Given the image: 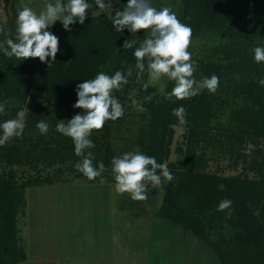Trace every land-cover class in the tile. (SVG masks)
<instances>
[{
	"label": "trees",
	"instance_id": "1",
	"mask_svg": "<svg viewBox=\"0 0 264 264\" xmlns=\"http://www.w3.org/2000/svg\"><path fill=\"white\" fill-rule=\"evenodd\" d=\"M182 1L183 15L178 18L192 27V36L209 31L230 33L235 45L229 53L240 58L239 64L232 62L234 69L231 70L240 68L242 75L249 78L238 83L244 103L233 114L234 126L225 142L230 152H238V159L241 152L246 151V143L258 145L264 141V86L259 84L264 78V63L257 64L251 51L255 45L264 44V0ZM111 3L114 10H123L127 0H111ZM90 4L89 16L83 25L71 26V32L64 30L62 24L50 28L60 40V51L53 62L51 58L41 62L39 58L23 60L0 53V101L6 102L0 121L14 118L24 106L25 129L37 130L36 123L41 120L49 124L48 132L40 134L35 141L24 135V129L20 137L0 145V163L33 167L36 171L39 166L76 163L80 157L74 153L71 138L56 131L58 121L65 119L61 118L63 113L83 112L73 108L77 101L76 85L93 78L99 71L113 74L132 67L133 74L122 89L128 91L131 87L129 79L138 72L134 67L136 58L134 49H124L122 45L126 39L143 40L144 30L117 32L107 16V12L114 15V10L101 13L95 0H90ZM21 6L19 0H7L9 17L16 18ZM211 67L214 72L223 70L222 65ZM212 73L207 71L209 77ZM173 86L174 82L169 80L162 96L155 95L143 104L136 140L137 148L165 163L170 156L174 127L182 125L188 129L185 157L177 164H168L173 180L160 184L165 195L155 215L194 234L201 246L212 254L210 257L219 259V264H264V157L250 165L256 168L257 178L206 173V160L196 151L201 142L211 138V122L215 116L212 98L206 91L182 100L169 98L167 93ZM180 105L186 110L185 124H180L172 112ZM109 122L111 120L105 125ZM97 134L101 137H91L95 147L89 150L95 154L94 163L103 161L106 168L102 177L90 181L114 182L109 174L110 154L101 143L102 134ZM52 181V176L44 177L41 173L21 185L14 174L0 177V264L27 260L26 252L17 246V210L23 201L20 189ZM225 198L231 200L232 205L218 211L219 202ZM226 226L231 228L229 235L224 233Z\"/></svg>",
	"mask_w": 264,
	"mask_h": 264
},
{
	"label": "rangeland",
	"instance_id": "2",
	"mask_svg": "<svg viewBox=\"0 0 264 264\" xmlns=\"http://www.w3.org/2000/svg\"><path fill=\"white\" fill-rule=\"evenodd\" d=\"M6 1L0 5V39L10 38L15 33V17H9ZM19 1L22 6L27 5L37 10L43 7V0ZM152 3L157 8L171 7L178 17L183 15L182 0H152ZM59 24L62 23L57 21L54 26ZM231 36L230 33L209 31L191 37L189 51L196 61L195 79L200 80L208 76L209 71L215 73L220 81L215 92L202 89L198 93L206 91L210 94L215 116L211 122L210 140L201 142L196 152L206 160V173L221 176L248 175L250 178H257L256 168L252 169L250 165L255 159L261 160L264 157V141H260L258 145L246 143V151H242L238 159V152H230L228 144L225 143L228 140L227 134H230V129L234 126L233 114L244 103L243 94L237 87L238 83L244 79L249 80L242 75V69L231 70L234 69L232 62L239 64L240 61L239 56L229 53L232 45H235ZM219 65L223 66V70L214 72L211 66ZM129 82L131 87L128 91L122 88L114 91V95L124 106V115L107 123L108 126L104 125L102 129L93 130L92 133V136L96 137H101L97 132L102 134L101 143L106 145L111 160L113 156L137 149L136 140L143 104L151 101L155 95L162 96L169 80L163 77L158 82L149 83L145 88V83L149 82L148 72L145 70L139 77L134 75ZM73 116L63 113L61 118L70 119ZM25 131L24 135L32 141L41 134L39 129L27 127ZM187 136L186 127H174L167 165L177 164L179 160L184 159ZM111 160L109 174L113 178ZM10 173L14 174L20 185L39 173L54 179L51 184L20 189L23 201L17 210V246L26 252L29 247L28 253L35 264H43L39 262L44 261L43 259L47 262L51 259L55 264H61V258H64L63 264H69L67 258L78 251L84 255L103 251L107 241L104 236L109 235L111 238V229L114 237H119L115 246L116 252L127 249L133 251L134 248H130V245L136 242L125 243L121 240H126L130 234L137 232L144 235L145 241H149L153 235L156 237L153 241L156 244L155 250L160 252L162 264H219V259L211 258V253L201 246L194 234L155 215L165 195L161 185L152 187L149 183L147 199L133 200L130 194L115 191V181L96 183L85 178L76 170L75 163L39 166L37 171L33 167L0 163V177L8 178ZM94 222H98V231L95 230L97 228ZM230 231L231 228L226 226L224 233L229 235ZM149 244L153 245L150 241ZM171 255L173 257L169 258Z\"/></svg>",
	"mask_w": 264,
	"mask_h": 264
},
{
	"label": "clouds",
	"instance_id": "3",
	"mask_svg": "<svg viewBox=\"0 0 264 264\" xmlns=\"http://www.w3.org/2000/svg\"><path fill=\"white\" fill-rule=\"evenodd\" d=\"M119 2V0H118ZM4 0H0V5ZM98 10L113 9L111 0H95ZM90 0H43V7L36 8L23 5L17 9L15 18V33L12 37L0 39V53L8 58L17 59L39 58L41 62H53L60 51L59 37L50 31L57 21L63 29L71 32V26L83 25L89 16ZM114 10V9H113ZM108 20L117 32L125 29L131 33L144 30V39H126L124 49H134L136 58L135 69L139 77L145 70L148 72L149 83L158 82L163 77L174 82L169 98L178 100L197 95L202 89L215 92L219 85V77L213 73L196 80V61L189 51L192 37V27L183 23L171 7H155L152 0H127L123 10L119 8L107 12ZM2 30V29H0ZM138 45V46H137ZM253 60L257 64L264 63V44H257L252 49ZM147 60V63L145 61ZM133 74V68L116 70L113 74L99 71L91 79H84L76 85L77 101L73 108L82 109V113L72 118L61 119L56 124V131L70 137L74 145V153L80 159L75 163L77 171L89 180L102 177L105 171L103 161L95 162V154L90 151L95 147L91 139L93 130L102 129L108 120L115 121L124 115L125 109L119 98L114 95L128 83ZM264 86V78L259 80ZM175 102V101H174ZM6 102L0 101V114L5 112ZM180 124L187 123L186 110L180 105L172 110ZM27 112L21 106L12 119L0 121V145L11 138L20 137L26 127ZM41 134L49 129L47 121L36 123ZM111 171L115 181V191L130 194L133 200L147 199L149 183L152 187L163 181H172L173 173L167 163H160L155 156H150L137 148L113 156ZM223 188V185L220 186ZM232 201L225 198L217 206L218 211L230 208Z\"/></svg>",
	"mask_w": 264,
	"mask_h": 264
},
{
	"label": "crops",
	"instance_id": "4",
	"mask_svg": "<svg viewBox=\"0 0 264 264\" xmlns=\"http://www.w3.org/2000/svg\"><path fill=\"white\" fill-rule=\"evenodd\" d=\"M155 223V222H154ZM95 228L98 226V222H94ZM95 230H99L98 228ZM130 230V229H129ZM131 231V230H130ZM129 231V232H130ZM111 238H109V235L104 236L106 238V249L103 251H96L89 254H82L81 251H78L72 255V257H68L67 260L68 263L72 264H94V261L96 264H162V260L160 257V252L158 250H155V242L153 239H156V237L153 235L149 239V241L153 244H149V241H145L144 235H140L139 233H132L130 234L126 240L125 243H129L130 241H134L136 243L130 245V248L133 246L134 250H122V251H115L116 242L119 240V237L115 238L113 235V229H111ZM103 236V235H102ZM122 239V238H121ZM158 242V241H157ZM120 243V242H119ZM133 243V242H132ZM137 244V245H136ZM148 245V246H147ZM29 248V247H28ZM27 248V260L21 263L17 264H30L31 262L35 264L31 258V256L28 253ZM129 248V247H128ZM173 255H171L169 258H172ZM44 261H39L43 264H55L56 262L54 260L49 259L47 260L43 259ZM38 261V260H37ZM64 258H61V264H63ZM171 264V263H169Z\"/></svg>",
	"mask_w": 264,
	"mask_h": 264
}]
</instances>
